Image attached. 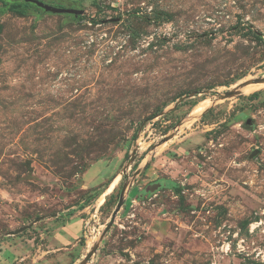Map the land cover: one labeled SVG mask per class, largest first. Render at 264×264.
Here are the masks:
<instances>
[{
  "label": "rangeland",
  "instance_id": "obj_1",
  "mask_svg": "<svg viewBox=\"0 0 264 264\" xmlns=\"http://www.w3.org/2000/svg\"><path fill=\"white\" fill-rule=\"evenodd\" d=\"M262 77L264 0H0V264H264Z\"/></svg>",
  "mask_w": 264,
  "mask_h": 264
},
{
  "label": "water",
  "instance_id": "obj_2",
  "mask_svg": "<svg viewBox=\"0 0 264 264\" xmlns=\"http://www.w3.org/2000/svg\"><path fill=\"white\" fill-rule=\"evenodd\" d=\"M40 6H42V4H40ZM44 8L46 10H50V11L55 12V13H69V14H73L74 13V11L70 10V9H66V10H64V9H56V8H51V7H48V6H45ZM258 84H264V77L257 78V79H254V80H248V81L244 82L243 84H241L239 88H243V87L248 86V85H258ZM237 94H238V89H236L234 91H230V92L224 93L222 98L232 97V96L237 95ZM191 96H193V95H189V97H191ZM183 99H184V97H183ZM177 103H179V101H177L176 104ZM134 158H135V150L133 151V153L130 156V158H128V164L126 165V167H128L129 164H131L133 162ZM126 167L123 168V171L125 170ZM154 188H156V186ZM124 190H125V186H123V188L121 190L119 201H118V203H117V205L115 207V210H114V212H113V214L111 216V220L106 225L105 229L103 230L100 239H102L104 237V235L108 232V230L112 226L113 221H114V217H115L116 213L120 210V208H121V206L123 204V193H124ZM97 249H98V245H94L91 248V250L87 253V255L84 257V259L82 260L81 264H87L88 261L90 260V258L96 253Z\"/></svg>",
  "mask_w": 264,
  "mask_h": 264
},
{
  "label": "built area",
  "instance_id": "obj_3",
  "mask_svg": "<svg viewBox=\"0 0 264 264\" xmlns=\"http://www.w3.org/2000/svg\"><path fill=\"white\" fill-rule=\"evenodd\" d=\"M162 34H163V35H173V34H175V31H174V29L171 27V25L166 24V25L163 27Z\"/></svg>",
  "mask_w": 264,
  "mask_h": 264
},
{
  "label": "trees",
  "instance_id": "obj_4",
  "mask_svg": "<svg viewBox=\"0 0 264 264\" xmlns=\"http://www.w3.org/2000/svg\"><path fill=\"white\" fill-rule=\"evenodd\" d=\"M22 7L21 8H17V6H12V8L13 9H17L18 11L17 12H19V13H23L24 12V9L25 8H28L30 5L29 4H23V5H21ZM254 97H256V95L254 94V95H252L250 98H254Z\"/></svg>",
  "mask_w": 264,
  "mask_h": 264
},
{
  "label": "crops",
  "instance_id": "obj_5",
  "mask_svg": "<svg viewBox=\"0 0 264 264\" xmlns=\"http://www.w3.org/2000/svg\"><path fill=\"white\" fill-rule=\"evenodd\" d=\"M72 225H74V224H72ZM72 225H70V227L72 226ZM69 228V227H68ZM68 228L66 229V230H68ZM68 233H66V234H70V236H76V234H74L72 231H71V229L69 228V230L67 231ZM66 234H62V235H59V237L61 238V240L63 239H65V238H69L70 236L69 235H66ZM73 234V235H72ZM68 242V241H67Z\"/></svg>",
  "mask_w": 264,
  "mask_h": 264
}]
</instances>
